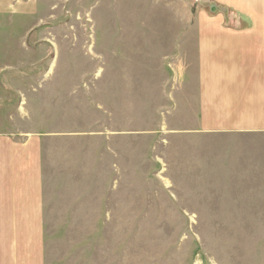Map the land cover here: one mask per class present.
<instances>
[{
	"label": "rangeland",
	"instance_id": "rangeland-1",
	"mask_svg": "<svg viewBox=\"0 0 264 264\" xmlns=\"http://www.w3.org/2000/svg\"><path fill=\"white\" fill-rule=\"evenodd\" d=\"M45 6L44 33H0V138L41 139L44 264H264V208L200 192L187 44L248 20L197 0Z\"/></svg>",
	"mask_w": 264,
	"mask_h": 264
},
{
	"label": "crops",
	"instance_id": "crops-1",
	"mask_svg": "<svg viewBox=\"0 0 264 264\" xmlns=\"http://www.w3.org/2000/svg\"><path fill=\"white\" fill-rule=\"evenodd\" d=\"M51 1L54 0H0V33L5 31L3 21L9 19L33 23L30 29L23 23L19 29L23 33H44L37 19ZM197 1L212 3L213 9H232L249 22L193 25V41L187 43H191L195 67L194 131L199 191L210 194L207 198L211 200L205 197L207 201L213 200L216 191L241 193L242 199L258 203L253 207L262 209L264 0ZM224 18L220 17L223 21ZM4 41L0 39V60L4 55L2 49L8 47ZM182 43L176 48L182 49ZM40 141L36 137L14 141L0 138V264H44ZM234 177L240 184H231Z\"/></svg>",
	"mask_w": 264,
	"mask_h": 264
}]
</instances>
